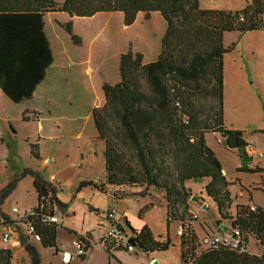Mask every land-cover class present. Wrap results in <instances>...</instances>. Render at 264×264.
I'll list each match as a JSON object with an SVG mask.
<instances>
[{
	"label": "trees",
	"instance_id": "16d2710c",
	"mask_svg": "<svg viewBox=\"0 0 264 264\" xmlns=\"http://www.w3.org/2000/svg\"><path fill=\"white\" fill-rule=\"evenodd\" d=\"M245 1L242 10L221 11L203 9L200 0H0V93L16 107L34 97L54 64L45 31L47 14L90 19L98 14L120 13L126 27L132 26L140 14L146 19L151 14L163 18L167 27L157 60L144 64L142 54L129 50L120 56V80L101 85L105 103L93 109L92 120L96 140L103 143L97 148L104 161L105 183L98 187L79 180L76 192L85 187L104 194L127 185L153 187L166 193L168 222L183 224L174 207L176 202L186 204L192 196L185 183L209 179L205 190L216 204V223L229 221L232 232L240 233V242L236 248L210 244L204 248L193 227L183 224L181 264H264V209L238 206L235 216L230 215L225 171L205 140L209 133L219 134L226 149L237 151L246 162L252 160L244 132L226 128L223 115V60L231 50L224 46V37L228 33L241 37L264 29V0ZM62 27L74 45L81 44L71 22ZM204 90L215 100L208 118L203 117L195 102L196 95ZM29 114L23 112L21 119L34 120ZM30 148L31 156L41 160L38 144ZM239 171L262 172L264 168L243 167ZM25 176L34 180L38 204L31 216L16 223L20 244L39 243L43 248L56 249L59 225L44 219L55 216L56 209L65 214L67 206L57 197L58 189L38 171L25 169L21 177L16 176L1 190L0 216L6 222L11 220L1 212V205ZM111 195L116 200L129 196ZM152 207L153 204L145 206L140 216ZM206 209L209 211L208 206ZM28 223L40 236L39 242L25 235ZM126 224L141 252H165L170 248V239L159 242L148 227L137 232L127 221ZM224 232L229 230L225 228ZM89 237L90 234L78 236L85 252L92 247ZM251 238L263 248L262 254L254 255L245 249ZM105 250L112 256V250L127 248L109 241ZM80 257L84 259L85 254ZM12 260L11 249L0 248V264H12ZM32 264H42L38 253L32 257Z\"/></svg>",
	"mask_w": 264,
	"mask_h": 264
},
{
	"label": "rangeland",
	"instance_id": "374dc122",
	"mask_svg": "<svg viewBox=\"0 0 264 264\" xmlns=\"http://www.w3.org/2000/svg\"><path fill=\"white\" fill-rule=\"evenodd\" d=\"M55 1L62 3L65 0ZM200 4L203 9L208 10L239 11L246 6V1L200 0ZM70 22L73 24L74 33L81 39L79 45H74L62 27ZM166 27L165 21L159 14H151L149 19L140 14L136 22L130 27L124 25L123 15L120 13H103L90 19L71 18L62 13H51L45 17V31L55 57V67L72 65L73 60L79 65L77 69L86 67L87 74L93 77L96 94L92 92L91 95L86 90L88 92L83 95L84 102L86 100L84 104L87 107L89 104L90 108L93 106V109L100 108L105 103L100 84L102 82L116 84L120 80V56L122 54L129 50H132L134 54L140 53L143 55L144 64L157 60L161 52V43ZM224 46L231 48L223 60L224 125L228 129L243 131L245 138H248L254 150H264V29L260 32L246 33L241 37L236 33H228L224 37ZM49 79L50 83L55 84L59 77H52L51 75ZM60 79L63 86L66 87L69 84L67 76ZM64 80L67 82L64 83ZM77 82L87 84L82 79H78ZM75 95L80 99L78 93ZM73 98L74 95L69 93L68 101L70 103L75 100ZM195 100L197 107L203 111V117L208 118L212 113L215 100L209 97L207 90L196 95ZM56 101V103L53 102L56 113L44 118V126L49 130H54L52 125L49 127L54 121L60 123L61 126L66 122L63 130L67 135L57 142L52 140L44 142L41 150L42 156L44 158L53 156L56 160L53 174H60L64 180L58 197L60 202L67 206V213H75L69 219L74 224V229L80 232L82 228H89L98 234L101 231L97 229L96 224L98 223L96 221L102 217L107 218L111 211L108 208L109 202L110 200L114 201V198L93 187H85L76 192V187L71 188L68 181L74 179L75 175L77 176L79 173L78 175L85 181L93 182L98 187L104 184L102 183L103 159L97 148L103 143L96 140V130V138H92V142L88 133H79L81 129L85 132H88L89 129L83 107L59 105L58 100ZM89 107L87 116L93 111L92 109L90 112ZM10 114L12 115L6 117L5 111L2 110V116L5 119L0 121V192L16 176L21 177L25 169H33L43 176L51 173L42 172L40 162L30 154L31 148L27 142V136L34 137L36 126L24 122L21 117L17 116L16 110L15 112L11 110ZM30 117L33 118L32 115ZM74 118L81 120V126L74 122ZM90 121L93 124L91 117ZM36 138L37 136L35 140ZM205 140L206 145L223 165L226 181L229 184L227 190L231 201L230 215L235 216L238 206H256L264 209V171H239L243 167L249 169L250 162L240 158L237 152L226 149L220 135L209 133L205 136ZM254 153L256 152L254 151ZM46 163L50 165L51 161ZM261 164H264V158ZM209 182V179L186 182L185 188L192 196L186 204L182 201L176 202L174 207L178 215L183 218L185 227L190 225L196 231L204 248L209 247V244L215 239L223 238L226 234L225 228L229 230L228 233L233 231L230 222L227 220L222 225L216 223V219H219L216 216L214 218L213 207H216V204L207 196L205 190ZM109 192L118 195L128 194L129 196L126 198L135 199H142L141 195L145 193L144 198L147 201L141 200V208H136V214L146 203L153 204L154 209L142 214V216L147 215L145 225L156 240H158V236L166 235L167 223L164 218L166 211L164 208L167 201L165 191H159L153 187L147 189L146 187H129L127 185L119 189L111 188ZM194 199L197 200L194 201ZM36 202L31 176H25L18 181L16 188L3 201L1 212L12 219H20L34 208L30 209ZM207 206L211 212L207 211L205 208ZM13 208H18L20 214H12ZM131 220L135 222L133 217ZM177 222L178 225H183L181 221ZM160 230L164 231L159 233ZM176 236L181 238L178 233ZM29 244L34 246L36 243ZM18 245L16 242L3 243L0 237V248L11 249L12 264H26L25 255H31L25 251V246L21 247L26 254L17 260L14 259V249L12 248ZM245 249L254 255H260L263 252V248L252 238L245 245ZM174 253L178 264H180L179 252L174 251L172 255ZM41 263L55 264L49 254H45L41 258Z\"/></svg>",
	"mask_w": 264,
	"mask_h": 264
},
{
	"label": "crops",
	"instance_id": "0c3cea01",
	"mask_svg": "<svg viewBox=\"0 0 264 264\" xmlns=\"http://www.w3.org/2000/svg\"><path fill=\"white\" fill-rule=\"evenodd\" d=\"M78 66H79L78 63H75L73 60H72V65H69V66L55 67V64H53L52 67L47 72V77L45 81L36 90L34 97L29 101L21 103L17 107L13 106L4 97V95L0 93V121H3L5 119L2 116V110L5 111L6 117L12 115L10 114L11 110L12 112H15L16 110L18 117H21L22 113L25 111H29L30 113L29 115L30 116L32 115L33 117H35L34 120H30L28 122L36 126V133L34 137L32 138L27 136L28 141L27 140L26 141L29 143V146L34 145V143L38 144L40 156H41V160H39L41 170L44 173L51 172L48 175L44 174V177L48 182L52 183L58 189L59 192H61V186L64 180H62V177L60 174H56V173L53 174V169H54V166L56 165V160L53 156L44 158L41 152L42 145L44 142L48 140L57 142L59 140H62L63 137L67 135V133H64V130H63V126H65L66 122L63 123V125L61 126L60 123H55V121L53 120L54 122L50 124L49 127L52 125V127L55 128L54 130H49L47 129V127L44 126V122H45L44 118L48 115H54L56 113L55 107H54L55 103L57 102L56 100H58L59 105L66 104L69 107L79 105L80 107H83V109L86 112L85 117L88 119L89 129H88V132H85L84 130L81 129L79 133L80 134L88 133V137L90 141L92 138H96L94 124H91V121H90V117L92 119L91 111L93 109V106H91L90 108L89 107L90 105L88 104V107L91 113L89 114V116H87L88 107L84 104L86 103V100L84 102V97H83L85 92H88V91L91 95H92V92H95L96 94L94 80H93V77L90 76V74H87L86 67L77 69ZM51 75L52 77H59V80H57L55 84L54 83L52 84L49 82L50 81L49 78L51 77ZM65 76L69 78L68 79L69 84L66 85V87L65 85L63 86V83L61 82V79H60ZM78 79H82V81L85 80L87 84L85 85L83 84L84 82L83 83L77 82ZM65 82H67V80H64V83ZM103 83L104 82H102V84ZM102 84H100V88ZM69 93L74 95L73 99L75 100H73V103H70L68 101ZM77 93L79 94L80 99H78V96L76 97L75 94ZM73 120L76 124L81 126L82 124L81 120L79 119L77 120L75 118ZM216 135H219V134H216ZM36 136L37 138L35 140ZM246 141L249 144L247 148V153L252 158V160L249 163V169L264 168V164H261L262 159L264 158V150L256 151L251 146L247 137H246ZM254 151L256 153H254ZM234 152H237V151L234 150ZM48 161H51L50 165L46 163ZM103 167H104V161H103ZM78 174L77 176L75 175L74 179H71L70 181H68L71 188L76 187L78 185L79 180L85 181ZM31 179L34 183V180L32 177ZM102 183H105L104 174H103ZM33 192L37 199V202L36 204L32 205L30 209L33 207H36L38 204V198H37L36 191L34 189V185H33ZM109 195H111V193H109ZM58 196H59V193L57 194V197ZM113 200L114 201L110 200L109 202L110 204L108 208L111 211L115 212L116 222L126 230L127 234L130 235V237L132 236L134 237V235L131 232V230L128 228L126 221L129 223L130 227L137 232L142 230L144 227H147V225H145V220H146L147 215L140 216V211L150 203H146L145 206L141 210H139L138 214H136L137 212L135 211L136 208L138 209L141 208L140 206L141 200L147 201L145 198L135 199L132 197H128L123 200H116V199H113ZM154 208L152 207L150 210ZM213 208H214V214H215L214 218L215 216L218 217L216 207H213ZM164 209L166 210L165 216H164L166 223H167L166 235L158 236L157 241L163 242V241H166L167 239L171 240L172 245L165 252L143 253L137 247H135L134 252H129L127 250H112L111 251L112 256H109V254L106 252L102 244L106 231L107 229H109L110 222L107 221V219L102 217L100 220L96 221L98 223L96 224V227L99 231H101V232H98V234L94 233V230H91L89 228H82L80 232H77L74 229V224H72V222L69 221L70 216H73L75 213L70 214L66 212L65 214H63L58 209H56L55 211V217L57 218V224L59 225L57 229V239H56L57 248L56 249L55 248L54 249L53 248H43L41 244L39 243H36L35 247L38 251L40 258H42L45 254H49L53 262H55V264H152L155 261H157L158 264H178L177 258L175 257V253L174 255H172L174 251L179 252L180 264H181V238L177 237L176 233L178 232L180 228H182V225L181 224L178 225V222L169 223L168 215H167L168 214L167 206H165ZM208 212H211L210 208ZM12 214L11 216L14 217V215ZM120 215L122 218L119 217ZM131 217L135 219V222H132ZM163 231L164 230H160L159 233ZM75 232L78 233L79 235L76 234ZM1 234H2V231L0 230V237H1ZM86 234H90L89 238H90L92 247L87 250L85 254V258L82 259L78 255L77 249L74 243L76 240L79 239V238L77 239L78 236L80 235L82 236ZM12 249H14V259L16 260L17 258H20L21 256L26 254L25 251H23L20 244L18 246H14ZM25 256H26L25 258L26 264H32V257L29 255H25Z\"/></svg>",
	"mask_w": 264,
	"mask_h": 264
},
{
	"label": "built area",
	"instance_id": "2783aa9c",
	"mask_svg": "<svg viewBox=\"0 0 264 264\" xmlns=\"http://www.w3.org/2000/svg\"><path fill=\"white\" fill-rule=\"evenodd\" d=\"M255 207H252L254 210ZM13 214H20V210L18 208H13ZM32 212L30 211L28 214L23 216L20 219H12L9 222L0 216V230L2 231L1 239L3 243L9 244L11 242H16L20 244L19 234L16 229V223H21L22 220L24 221L27 217L31 216ZM107 221L110 222L109 229H107L105 237L102 241L104 248L107 246L109 241L114 242L116 246L122 245L123 247L127 248V251L134 252L135 247L129 244L130 235L127 234L126 230L121 227L116 222V214L114 211H111L107 215ZM45 222H51L57 224V218L55 216L44 219ZM24 233L27 237L30 238L32 242H39L40 236L35 232L34 226L30 223L24 226ZM178 235H182L183 229L180 228L178 230ZM240 242V233L238 231H234L231 233H226L223 238L215 239L210 243V245H222L225 247H232L236 248ZM77 253L79 256L86 254L84 251V246L80 242V240H76L74 243Z\"/></svg>",
	"mask_w": 264,
	"mask_h": 264
},
{
	"label": "water",
	"instance_id": "95a60500",
	"mask_svg": "<svg viewBox=\"0 0 264 264\" xmlns=\"http://www.w3.org/2000/svg\"><path fill=\"white\" fill-rule=\"evenodd\" d=\"M195 200H197V199H195ZM205 208H207V207H205ZM223 226H225V225H223ZM129 244H131L132 246L136 247V241H135V238H134L133 236L130 238V240H129ZM24 249H25V251L28 252L32 257L35 258V257L37 256L38 251H37V249H36L34 246H32L31 244L26 245V246L24 247ZM152 264H158V262L155 261V262H153Z\"/></svg>",
	"mask_w": 264,
	"mask_h": 264
}]
</instances>
